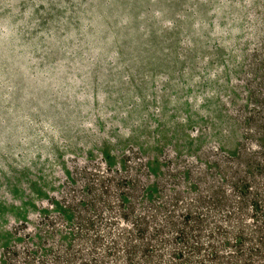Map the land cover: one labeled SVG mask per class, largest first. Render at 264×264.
Returning a JSON list of instances; mask_svg holds the SVG:
<instances>
[{"label":"rangeland","instance_id":"rangeland-1","mask_svg":"<svg viewBox=\"0 0 264 264\" xmlns=\"http://www.w3.org/2000/svg\"><path fill=\"white\" fill-rule=\"evenodd\" d=\"M252 151L264 0H0V264H92L144 190L191 201Z\"/></svg>","mask_w":264,"mask_h":264},{"label":"trees","instance_id":"trees-1","mask_svg":"<svg viewBox=\"0 0 264 264\" xmlns=\"http://www.w3.org/2000/svg\"><path fill=\"white\" fill-rule=\"evenodd\" d=\"M256 153L246 152L240 165H205L212 182L205 193L192 184L197 195L185 203L175 191L164 201L162 192L144 190L137 202L141 212L132 214L127 227L113 234L106 229L107 244L99 238L89 242L91 263L107 258L111 264H264V163ZM86 229L98 237L94 223ZM64 244L65 263L72 264L78 254L74 240ZM98 246L102 259L94 255ZM24 248L30 260L24 264L34 262L33 243Z\"/></svg>","mask_w":264,"mask_h":264}]
</instances>
